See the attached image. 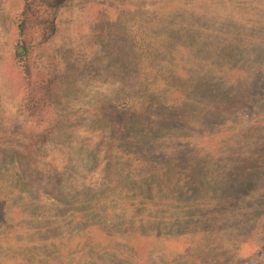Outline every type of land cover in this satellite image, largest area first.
I'll use <instances>...</instances> for the list:
<instances>
[{"label":"rangeland","instance_id":"1","mask_svg":"<svg viewBox=\"0 0 264 264\" xmlns=\"http://www.w3.org/2000/svg\"><path fill=\"white\" fill-rule=\"evenodd\" d=\"M24 14L36 114L48 96L45 69L60 68L57 60L73 59L70 52L98 53L92 62L103 65L101 46L109 38L135 67L127 26L151 42L149 67L159 75L154 85L178 77L168 91L188 98L199 77L229 84L240 77L244 99L200 119L186 110L188 119L173 118L165 128L164 148L133 135L127 149L155 161L154 169L179 170L176 163L192 176L188 189L178 187V198L175 177H165L146 206L139 205L143 189L112 168L104 180L72 189L58 184V176L30 175L34 141L43 146L50 130L25 115L0 126V264H264V157L246 164V175L241 166L245 155L250 162L264 149V128H254L264 123V0H0V109L6 115L27 89L12 55ZM112 109L113 132L124 139L128 115ZM199 148L216 158L203 159Z\"/></svg>","mask_w":264,"mask_h":264},{"label":"trees","instance_id":"2","mask_svg":"<svg viewBox=\"0 0 264 264\" xmlns=\"http://www.w3.org/2000/svg\"><path fill=\"white\" fill-rule=\"evenodd\" d=\"M124 12L120 10L121 15ZM25 26L26 14L18 22L17 28L20 33L12 55L16 64L21 67L26 87L31 92L25 88L24 97L10 106L11 111L7 115L4 114L5 108L2 107L5 111L0 109V126L19 123L18 120H22L25 115L35 116L33 122L38 127L45 126L43 129H49L50 133L43 146H40L39 138L34 141L35 149L32 153L29 174H35L41 179L58 176L55 178L56 182L62 184L64 188L93 185L100 178L103 180L107 178L108 169L112 168L127 175L128 181L134 180L133 186L143 189L144 192L139 196V205H149L155 185L162 184L169 175L175 177L170 182L171 188H175L174 195L178 198V187L186 183L188 189L187 185L190 184L192 176L185 174L186 171L176 163L173 165L179 167V170L170 169V166L166 167L167 165L154 169L152 165L156 163L155 161L144 159L137 155L139 153L127 149L133 135L141 134L144 139L154 141L158 147L164 148L166 143L162 136L168 132L165 128L175 124L180 118L188 119L192 114L189 115L186 110H192L191 112L196 114L192 117L200 119L207 114L211 116L228 112L244 99L240 77L231 84L224 80L214 81L209 75L199 77L195 81L194 97L188 96V98H182L180 92L175 96L177 93L170 94L171 92L168 91L178 77H174L173 82L161 87L154 85L159 75L149 67L152 54L151 42L146 39V33L127 26L133 43L132 57L135 67L130 66L125 59L124 49L118 45H115L118 48H112V40L109 38L101 46L103 56L99 63L102 62L103 65L92 62L96 53L92 54L94 58H86V56L81 58L70 52L73 59L66 57L61 62L57 60L61 64L60 68L54 65V71L50 72L49 69L52 67L45 69L50 75L47 86L48 96L42 106L45 111L43 108L41 113L36 114L38 107L33 93L32 64L29 58L31 52L26 39L22 38ZM56 54L57 57L59 50ZM97 55L99 56L98 53ZM37 60L42 61V56L39 55ZM85 76L87 79L83 80ZM128 77L136 81L132 85L133 93L129 92ZM78 80H81L80 84ZM110 107L113 108V112L123 111L128 115L124 139L118 138L113 132L108 113ZM197 108L198 110H194ZM254 128L262 130L264 123L254 125ZM130 146L131 149H135L137 144L131 143ZM199 150L204 149L199 148ZM53 152L56 155H53ZM203 152L205 153L202 154L203 159L207 161L216 158L214 152ZM48 156H52L56 161L48 159ZM254 156L255 158L250 162H246V155L242 158L245 163L241 165L244 167L243 175H246L245 171H250L249 168L245 169L246 164H254L257 160L263 159L264 149L258 150ZM242 159L237 160L239 165L243 162ZM53 163H57V166L55 167ZM47 165H51L54 175L49 173ZM144 170H150L151 173L139 177V173ZM106 198L110 199L109 196ZM109 203L111 204L110 201Z\"/></svg>","mask_w":264,"mask_h":264}]
</instances>
